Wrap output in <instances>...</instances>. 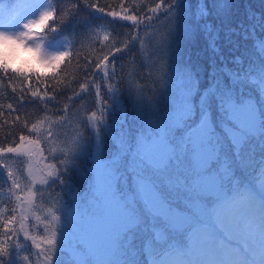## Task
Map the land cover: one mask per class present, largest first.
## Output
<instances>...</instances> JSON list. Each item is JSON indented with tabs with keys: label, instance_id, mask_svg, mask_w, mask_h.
I'll list each match as a JSON object with an SVG mask.
<instances>
[{
	"label": "snow or ice",
	"instance_id": "snow-or-ice-1",
	"mask_svg": "<svg viewBox=\"0 0 264 264\" xmlns=\"http://www.w3.org/2000/svg\"><path fill=\"white\" fill-rule=\"evenodd\" d=\"M7 3L9 7L0 8L5 13L0 22V84L4 78L29 84L33 76L38 83L35 90L22 87L7 97V112L0 102V155L27 157L28 145L40 147L30 133L42 135L45 142L51 137L56 147L48 149L46 178L26 182L18 228L9 226L17 222L16 207L7 209L10 214L0 231V264H264V38L256 35L264 33V16L248 9L251 23H241L239 31L228 30L252 39L256 55L248 54L247 63L244 56L234 57L232 68L224 65L220 71L227 84L214 78V70L201 88L187 66H174L168 58L181 25L190 31L188 0H138L132 10L121 0L120 12L106 11L94 0ZM212 4L217 16L229 14L231 0ZM82 10L112 20L89 24ZM54 11L64 26L83 24L81 47H93L96 30L111 27L117 19L132 27L124 32L113 29L111 47L104 45L95 58L81 61L79 50L49 54L30 43L36 37L31 30L46 27ZM211 14L206 0H197L195 19ZM142 25L157 36L147 55L136 50L137 40L142 48L146 43L137 35ZM201 27L206 35L212 33L209 46L218 52V33L210 23ZM60 30L51 27L52 33ZM16 49L33 53L37 63L57 70L62 61L76 56L77 72L72 79L53 74L51 82L43 84L39 73L10 65ZM11 91L16 94L17 88L12 85ZM83 93L94 94V106L86 110L85 119H76L69 105L59 102ZM124 98L138 121L135 131L127 126ZM29 105H39V112L28 111ZM114 114H119L115 121ZM22 121L21 132L13 133V125ZM255 141L262 156L253 183L242 184L237 172L254 163L245 149ZM81 170L86 181L83 196L74 194L70 183L71 175ZM7 180L9 202L12 197L20 201L14 191L19 179L9 170ZM36 184L41 187L34 188ZM37 194L38 203L46 205L39 209L43 220L33 211ZM29 215L43 227L39 238L36 224L29 231ZM137 235L139 248L134 244Z\"/></svg>",
	"mask_w": 264,
	"mask_h": 264
},
{
	"label": "trees",
	"instance_id": "trees-1",
	"mask_svg": "<svg viewBox=\"0 0 264 264\" xmlns=\"http://www.w3.org/2000/svg\"><path fill=\"white\" fill-rule=\"evenodd\" d=\"M94 2H98L102 6H106L105 10H112L120 12L121 8V0H94ZM188 3L191 5L192 19L187 21V24L190 26V31L186 32L183 25H181L177 35L173 39L170 49H169V62L176 66H187L190 71H192L195 76L199 78V83L201 88H204L210 82V79L213 77L211 74L215 70L216 79H223L224 83H228V78L224 75L220 69L227 65L229 68L233 67L232 60L236 56H244L245 62H248V54L256 55L255 49L253 47V40L247 39L245 40L242 35H238L235 33H229V29H237L239 31V25L243 23L244 25H249L251 21L248 19V9H251L252 12L257 13L261 16H264V0H231L230 11L229 14L225 16H217L215 14V10L213 8L212 0H206L208 10L211 15H209L206 19H201L197 21L195 19V13L197 10V0H188ZM124 5L127 6L130 10L134 7H138V0H124ZM9 4L7 0L5 3L0 4V8H7ZM146 11V10H145ZM5 13L0 12V21L3 20ZM81 15H88L87 23L94 25H101L102 21H111V17L103 16L97 13H91L90 15L85 13L82 10ZM54 21L56 23H54ZM147 20L145 19V24ZM205 23H210L212 25L213 33H218V39L215 41L216 47L219 49L218 52H214L212 48L209 46L208 37L212 35V33L205 34V31L202 29L201 25ZM46 27L41 28L40 26H35L31 31L36 34V37L31 41L33 47L36 44L41 46L42 51L47 52L49 54L58 51L64 50L72 52L74 49L80 51L79 59L83 61L85 58H95L100 54V50L104 47V45H111L115 42L114 31L124 32L132 27L130 22L127 21H114L111 27L104 25L96 30L95 40L93 41V47L89 48L87 45L81 47V44L78 41V36L82 31L83 24L77 21H73L72 23L64 26L59 22V17L55 15L53 20L46 22ZM51 27H58L62 30L57 31L56 33H52ZM143 25L141 26V30L137 32V35L141 37L146 43L143 48L141 47L140 40L136 42V50L143 51L145 55L151 51L150 43L157 39V36L153 33L152 29L143 30ZM105 35L109 36L108 41H104L103 37ZM257 37L264 38V33L257 31ZM147 49V51H144ZM76 56H69L66 60L62 61L59 65V70L55 68H48L39 63H37L35 56L33 53L25 51L23 49H16L14 57L9 61L10 65L14 68L20 69L22 72H28L29 70L39 73L42 78V83L47 84L51 82V77L53 74L56 75L57 78L67 77L68 79H72L71 74L77 72L76 66ZM111 67V66H110ZM3 74L0 73V77ZM80 82H83V76L80 77ZM37 79L35 76L32 77L29 84H23L22 82L13 79L8 80L4 78L2 84H0V102L5 104L4 111L7 112V103L10 102L7 97H12L13 95H17L20 89L23 87L25 91L30 86L33 90L36 89ZM150 83V81H149ZM14 85L17 88V93L13 94L11 91V86ZM76 90L79 91L78 84L76 85ZM40 91H45L44 87H40ZM67 95H72L69 92ZM87 98V99H85ZM31 99V97H28ZM94 101V94L91 97L87 96V93H83L81 97H77L73 101H68L67 96L60 100V105L68 104L70 110L75 114L76 119H85L86 118V110L91 109ZM124 104L128 105L127 112V126L131 127L133 131H135L136 125L138 123L137 120L134 119V113L132 111L131 106L127 98H124ZM52 103V102H49ZM28 111L39 112V105L35 107L29 105L27 106ZM15 113L13 114L12 119H15ZM119 114H114L112 120L115 121L118 119ZM0 123H3V118H0ZM9 124H12V120L8 121ZM22 123L13 125L12 132L19 133L22 130ZM49 127L48 123L44 124V129ZM8 128L5 126L4 131H7ZM43 131V129H42ZM70 131V129L68 130ZM32 139H36L40 141V147L37 148L38 156L40 157V161L42 163L48 164L50 162L48 149L56 147L53 144L51 137L48 138L47 142L44 141V137L37 133L29 134ZM16 142H19L18 135L15 137ZM0 143H3L2 134H0ZM36 146V145H35ZM108 150L111 149V144H107ZM43 153V155H41ZM246 155H251L253 164L251 167L247 169H241L237 172V178L242 184H251L254 181L255 169L259 164L262 153L260 149L259 141H255L250 144L245 149ZM11 154H3L2 158H12ZM18 159V158H17ZM0 165H5L2 161H0ZM23 163H20L14 170L13 174L17 176L19 179V188L14 191L18 196L22 199L20 201H16L15 197H12V202H9V193L7 188L9 186V182L7 180V171L8 168H0V231H2V225L4 219L10 214L7 209L10 207H16V217L17 222L15 224L9 225L10 227H19V217L21 215V209L23 204V197L26 193V182L29 181L27 174L24 172ZM86 167V165H85ZM70 183L72 185V192L74 194L79 193L80 196H83L86 192V181L84 178V171L81 170L78 173H74L70 177ZM34 188H40L41 185L36 184L33 185ZM46 187V186H44ZM59 191V189H57ZM45 200L48 198V193L44 194ZM39 195L37 194L33 198V204L36 205V208L33 211L36 212L37 215L41 216L43 220V214L39 211L42 202L38 203ZM26 224L29 227V231H32V225L36 224V232L35 234L38 236L43 233V227L40 226V222L36 221L33 216L29 215ZM3 239V236H0V240ZM21 241H23V236L19 237ZM141 238L137 235L134 240V244L137 248L141 245ZM27 244L31 245V241H28ZM29 248H26L22 251L23 254H27ZM32 252H35V249H31ZM67 259V254H65L64 260ZM61 264H64V261H61Z\"/></svg>",
	"mask_w": 264,
	"mask_h": 264
},
{
	"label": "rangeland",
	"instance_id": "rangeland-1",
	"mask_svg": "<svg viewBox=\"0 0 264 264\" xmlns=\"http://www.w3.org/2000/svg\"><path fill=\"white\" fill-rule=\"evenodd\" d=\"M2 22V20L0 21ZM27 152L29 155L27 157H12V158H2L0 155V161L7 165L8 170L14 172L16 167L20 165L21 161L25 164L24 172L27 174L29 181L32 179L40 180L41 178H46L45 174L48 171L45 163L40 161L38 156V151L35 145H28ZM23 167V166H22ZM23 208L21 209V212Z\"/></svg>",
	"mask_w": 264,
	"mask_h": 264
}]
</instances>
